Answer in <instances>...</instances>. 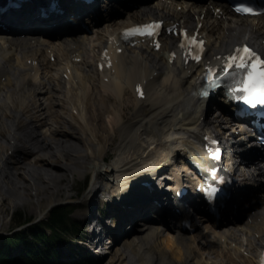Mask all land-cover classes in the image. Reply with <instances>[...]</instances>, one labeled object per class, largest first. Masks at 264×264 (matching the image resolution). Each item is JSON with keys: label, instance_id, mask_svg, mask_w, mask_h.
I'll return each mask as SVG.
<instances>
[{"label": "bare ground", "instance_id": "6f19581e", "mask_svg": "<svg viewBox=\"0 0 264 264\" xmlns=\"http://www.w3.org/2000/svg\"><path fill=\"white\" fill-rule=\"evenodd\" d=\"M38 1L40 0H34V3L30 2L29 4H24L23 10L18 12L22 15L11 13L7 16H1L3 21H12L15 24V28L10 32L0 28V53L4 54V57L7 59L6 63L9 66L8 70L13 69V66L16 67L13 72H8L5 69L2 72L3 74H0V77H6L4 83L0 82V160L2 161L0 162V202H3L2 205L14 203L15 198L29 201L32 198L31 193L34 190L37 195L34 201L37 210H41L45 205L48 206L63 200L61 197L63 192H71V189H66L64 186L62 187L60 185L63 183V180H65L67 173L71 172L72 174L76 173L83 175V170H86L89 164L93 163L94 166L97 167L102 161L105 162L108 160L106 147L100 142L103 136L101 131L105 133V130L110 128V124L114 123V126L120 127L119 131L122 132L120 136L122 143L118 149V152L122 150V154L119 155L113 162L111 169L108 170L110 174L117 177L116 188L113 192L109 191L110 186L107 183L98 185L96 181L91 190L86 194L84 201L90 202L91 205L89 207L92 208L93 202L99 200L100 192L114 193L120 191L123 202L132 208L127 212L120 210L117 215L111 214L113 220L118 219L120 226H125L127 224L132 225V229L130 228L131 231L128 233L126 231L127 227L120 228L121 232L135 234L133 237H125L123 239L122 245L124 248L116 250V257L120 260H124L127 256L125 248H129L137 253L139 255V260L143 262L145 258L141 250L144 249L145 251L151 252V248L154 247L155 253L151 255L150 262L144 264H174L173 260L177 263L181 262L182 264H188V262L191 261L193 262L192 264H207V262L203 260L209 258L212 253L213 256L215 254L217 255L214 264H237V261L230 258L228 255L232 253L231 244L233 242H235L234 245L236 246L238 243L242 244V242H239L238 239H233L230 235V223H226L224 220L218 221L217 219L208 222L209 229L206 234L207 237H205L204 240L201 239L200 235H188L178 232L174 224L167 219L154 218L156 217V213L160 214L158 213L161 211L160 208H163L153 203L157 194L148 193L146 190H140L137 187L138 182L141 184L146 177L145 175L148 173L147 171H149L145 170L144 164L147 162V159L149 160V158L153 157V152L148 153L147 156L145 155L147 152L145 148L146 143L138 138L141 134L147 136L148 142L150 145L152 144L151 146L155 144V148L163 151L164 159L158 164L166 160L172 167L177 164L178 159L180 160L182 167L181 169H172L171 178L169 177V179H172L173 174H179L181 177V174L188 172L189 169L188 158L187 156H183V153H181L182 151L178 149V145L185 143L197 148L195 143L190 139H183L181 141L178 137L179 135H189V137L201 140V138L204 137V132H208L207 128L210 124L215 125V127H221L222 125L227 127L230 125V117L226 114L224 116L219 115L215 117L214 121L207 116L206 120L202 121V117L206 116L207 111L205 106H201L196 96L193 95V91L197 88L196 84L199 78V71L195 72L190 77L187 76L186 72H178L174 75L168 73L164 74L162 72V76L155 78L149 84V96L147 100L138 101L132 93V88L134 89L135 83L140 79L141 73L149 71L152 73L154 68L163 69L166 65V58L161 52L150 53L140 48L136 49L134 53L132 52V55L124 54L118 56L119 63L116 65V72L110 74V83H104L97 77L96 80L99 82L100 87L106 89L105 93L101 91L98 84L94 83L91 77L93 76L92 74H85L82 69L75 67V69H71L72 73L70 75V81L72 83L71 91L74 90V92L70 97H66L67 100H64V103L69 104L64 105L61 102L56 103V97L53 94L56 88L50 85L53 80L51 75L44 76L43 78L46 77V81L40 84L43 89H46L45 93L47 94V102L40 103L36 100L37 94L34 95L37 91L34 93L32 92L33 87H39V84L36 83L37 77L30 73L34 68L27 67L28 64L26 62L29 59H33L35 55L28 57L24 62L25 56L22 51L26 48L34 47L32 40L38 43L37 46L40 44L43 46L56 44L51 38L56 34L55 29L57 26L55 25L58 20L56 16L53 15L50 20H44L42 21L43 23L38 26L43 30L41 34H37L36 30L31 33V28L27 27L28 24L31 23V20L41 21L35 9V4ZM215 1L216 0H211L212 3H215ZM62 4L69 14L75 13V10L77 14H80L81 9L85 11V8L81 4L77 8L70 6L64 1H62ZM177 5H181L182 10L178 11L176 8L164 6L162 2L149 5L143 4L145 8L136 9V11L130 13L128 22L118 25L114 33L110 31V26H106L104 29L105 34L99 36V39L102 41L101 44L106 36L116 34L118 30L122 29L120 28L122 26L127 27L131 22L139 21L141 16H145L143 18L149 19L153 17H163L172 19L178 23H183L186 20L188 25L192 23L196 25V27L200 23H203L201 32L206 34L208 38H215V42L209 46V52L215 54L214 56L222 53L224 49L236 45L243 39L250 37H253V39L264 38L260 31H253L252 24H250L246 18L230 19L227 15L218 17L220 15L217 14L213 17L206 16L202 19V14L206 9L205 3L197 6H189L188 4L186 5L184 1H177L175 6ZM92 10V12L96 11L94 8H92ZM61 18L59 19L61 24L59 28L68 27V24L65 26L66 19H63L61 23ZM82 18L83 15H80L79 17L77 16L76 19L81 21ZM96 20L97 18L95 17V21ZM210 21H212V23L208 26V22ZM90 23H92V21ZM101 23L99 22L95 25L89 24V28L80 25H77L78 28H68V30L76 31L77 34L66 36L63 40V45L66 47H63V49H65L67 55V67L71 66L73 57L77 58V56H80L77 55L78 52L84 53L85 55L84 47L89 41L88 30H91L94 35L103 33V29L100 27ZM110 25H113V23ZM22 32H25L24 37H21ZM27 34L32 35L27 36ZM12 35L15 36L12 37ZM171 41L174 42L175 39L172 38ZM167 44L170 45L169 42H167ZM72 45H76V47L71 48ZM103 46H105V44ZM86 65L91 66L92 64L87 61ZM172 71L174 72L175 70L173 69ZM94 73L96 76L99 75V73ZM58 84H60L59 80ZM26 86L30 87L26 88ZM14 87L21 88L20 92L18 91L17 93ZM106 91L110 92L106 93ZM128 94L131 95L132 101L136 106L132 118L133 121L130 123H127L128 121H123V119H125L124 110L129 108V104H127L128 101L125 97ZM18 96L20 97L19 100H17ZM222 101L223 100H221V102ZM56 104L64 107L66 111H69V109L72 111L73 108H76L78 114L72 112V115H70L71 119H68V112H65V116L60 111L52 109ZM116 105L119 106L118 109L115 107ZM215 106H218V103L213 105V107ZM110 109L113 112L111 116L109 115L112 119H108L110 121L109 124L108 120L107 123H105V114ZM225 109L226 108H219L221 112ZM26 115H31L29 118L30 120L28 122H23V117ZM19 116L22 118V121L19 124H14V121H16ZM51 118L55 119L54 122L56 127L50 126L54 129H51L48 133L36 130L38 129V124L40 127L48 125V121ZM36 121L41 123L36 125ZM96 122L99 123L97 126L100 127L96 128ZM106 124L107 126H105ZM26 125H29L27 133H30V137L28 138L21 132V129L27 128ZM241 127H243V125ZM111 129L113 130V128ZM112 132H114V130ZM242 134L243 133L240 132L238 134L239 141L234 142V144L237 145L236 147L242 145L243 139L240 137ZM230 135L232 136L233 133H230ZM234 137L237 138V136ZM2 138H6L10 146L8 145L7 147L6 141H4V143L1 141ZM11 140L17 143L16 156L12 158L11 161L2 160L1 153L5 150L8 151L12 149L13 144H11ZM104 141L108 142L106 138ZM133 148H135L134 157L129 159L123 156L125 150ZM251 164L252 163L246 164L248 169L251 168ZM166 167L168 166L166 165L164 168ZM87 170L91 171V168ZM92 171L96 177L97 173L95 172V168H93ZM145 172L147 173L145 174ZM154 174V178L157 182H155V185L157 188H161L164 179H161V176L157 175L155 172ZM99 176L100 174L98 177ZM34 180L35 183H33ZM10 184L22 190L24 193L21 194L20 192H16V188L13 189ZM5 187H7V189ZM72 188H74V186ZM152 191L153 190L150 188L149 192ZM237 197V194L234 195V198ZM244 203L247 204L248 202ZM3 209L4 208H0V211H2L0 213H3ZM250 209H254L256 214H250L249 210L247 211V216L251 217L254 222H258V219L263 215L262 200ZM151 213L155 215H151ZM243 214L244 213H242L238 219H242L244 216ZM136 219H140L141 222L138 223ZM218 223H220V225H217ZM138 224L142 225V227H136ZM112 226H114L113 221ZM164 232H166V237L160 240L159 238ZM109 233H111V230H109ZM117 237H119V235L111 241L110 236V241H99L100 244L98 243V245L110 244L109 246H113L114 244L112 242L116 241ZM88 239L90 240L91 238ZM198 239L201 240L197 243L196 241ZM204 242L211 245L210 248H206L208 251L205 258L200 254L198 248L200 244L207 247ZM215 245H221V250H223V252L214 251L213 247H215ZM261 247H264V244H261ZM166 250L170 251L165 254ZM248 250L250 252H256L254 246H249ZM252 264H255V261H253Z\"/></svg>", "mask_w": 264, "mask_h": 264}, {"label": "rangeland", "instance_id": "374dc122", "mask_svg": "<svg viewBox=\"0 0 264 264\" xmlns=\"http://www.w3.org/2000/svg\"><path fill=\"white\" fill-rule=\"evenodd\" d=\"M59 68H61V64L55 66V68L51 72L54 75L59 76L60 74L57 71ZM27 87H30V86H26V88ZM14 90L18 93V91L20 92L21 88L14 87ZM9 91H12V90H9ZM16 95H18V94H16ZM58 97L61 100V102L64 101V95H63V93H58ZM19 98L20 97L18 96L17 100H19ZM126 98H128V96H126ZM127 104H129V108L130 109L127 108V109L124 110V112H125V114H124L125 117L124 118L125 119H123V121L124 122L125 121H128L127 123H130V122L133 121L132 118H133V114L135 113V110L136 109L133 110V106L129 103V101H128ZM133 105H134V103H133ZM115 107L117 109L119 108L118 105H116ZM134 107L136 108L135 105H134ZM128 110H129V112H128ZM65 112L67 113V111H65ZM65 112L63 113L64 115L66 114ZM112 112L113 111L110 109L105 114L106 115V117H105L106 118L105 119V123H107V120H108L107 117H109V119H111L110 116L112 115ZM69 113H70V109H69ZM69 113L67 114L68 117H70L69 116ZM212 121H214V120H212ZM97 124L99 125V123H97V122L95 123L96 128L97 127H100V126H97ZM38 126H40V125H38ZM50 126L51 127L54 126V128H55L56 127V124L55 125H53V124L52 125H47L44 128H40L39 130L42 131V132L48 133L49 132V129L51 128ZM105 126H107V124ZM109 127L110 128H107L106 127L107 130H105V133L103 131H101L103 133L102 134L103 136L101 137L102 140H100V142L106 147V153L108 152L107 153V159L108 160L105 161V162H108V163H103V161H102V163H99L98 164V168L96 170H97L98 173L101 172V174H100L99 177H98V175H96V178L98 177L97 178V184L98 185H102V184L104 185L105 183H107L109 186L112 185L111 184V180L113 178L112 176H114V175L113 174H110L108 172V170L111 169V166H112L113 162L119 157V155L122 154V152H121L122 150L120 152H118V149H119V147L121 146V143H122V140H121V137H120L122 132L119 131L120 127L114 126V123H112L111 126H109ZM111 128H113L114 132H112L113 130ZM121 128H122V126H121ZM232 131L233 130H231V128H230V130L228 132L231 133ZM118 132H119V134H118ZM117 134H118V136H117ZM23 135H24V132H23ZM226 135H229V134H226ZM105 138H106V140H108V142L107 141L106 142L104 141ZM116 138H118V139H116ZM138 138H140L141 141H143V142L146 143L145 148L147 150L152 147L151 146L152 144L150 145V143L148 142V138H147V136L145 134H141V136H139ZM1 141L3 143H4V141H6V144H7V147H8L9 142H7L8 140H6V138H2ZM235 141L238 142L239 139L237 138V140H235ZM134 151H135V148H133V149H127V150H125V152H123V154H124L123 156L124 157L126 156L127 158L130 159V158L134 157ZM1 154H2V157H3V156H5L7 154V151L5 150ZM161 154H162L161 152L158 153V157L156 158V162L154 164H158L161 160L164 159V156H163L164 154H162V155ZM152 155H154V152L152 153ZM152 158L153 157L149 158V160L147 159V162L144 164V167L145 168H147V165L149 163H151V161H153V160H151ZM176 160H177V158H176ZM92 167H94V164L93 163L89 164V166H88L87 169L92 168ZM179 167H180V165H179ZM87 169L86 170H83V173L84 174L90 171V170L88 171ZM171 171H172V169H171ZM0 172H1V170H0ZM169 173H170L169 171H163L161 175L168 176ZM73 176H75V181L74 182L71 181L73 179ZM83 177H84L83 175H79V174H76V173H74V174H72L71 172L67 173L65 180H63V183H61L60 185L62 187L64 186L66 189H71V192L64 191L63 192V195L61 196L63 200L57 201V202H55V203H53L51 205H48V206L45 205L44 207L41 208V210H37L35 208V205H34V201L37 198V195H36V191L35 190L32 191V193H31V197L32 198L29 201H23V200H19V199H16L15 198V202L14 203H11L10 205H2L3 202L1 201L0 202V208L1 209L4 208V209H3V213H0V248H2L4 240H6L9 236H13L15 232L18 233V232L22 231L24 233L25 230H27L29 228L30 229L31 228L32 229H35L37 226H39V224H37V223H40L41 221L46 220L47 217L50 214V211L54 207L60 206L61 204L62 205H65V206H68V208L74 210L73 214L71 215V223L73 224V226L70 227L71 231H75L77 228L83 227V225H84V223H83L84 212L81 210V208L77 209L76 208L77 206H73V204H71V203L78 204V203L82 202L84 200L85 194L88 193L91 190L92 186H93V185H91L87 191L85 190L86 192L85 191H82V188H83L84 183L82 184L81 181H82ZM170 178H171V176H170ZM116 179H117V177H116ZM161 179H163L162 176H161ZM33 183H35V180H34ZM162 183L164 184V181ZM10 186H12L13 189L16 188L12 184H10ZM71 186L72 187L74 186V188H72ZM5 188L7 189V187H5ZM115 188H116V184L113 185V186H110L109 191H112ZM6 189H4V190H6ZM15 190H16V192H20L21 194L24 193L22 190H19L18 188H16ZM7 195H9V194H7ZM69 196H72V197H69ZM94 205H95V203H94ZM80 206L81 207H86V205H85L84 202L81 203ZM0 212H2V211H0ZM17 220H18V222H17ZM28 221H30V222L27 223V225H24V226L20 225L21 223L28 222ZM131 229L130 230H126L127 233L129 231H131ZM32 231H35V230H32ZM122 232H120V234ZM127 233H124L123 232L122 233V238L117 237L116 241L112 242L114 245L113 246H110V249L109 248L106 249L108 253H106L99 260H95V256L89 255L88 252H87V250L84 249V248H82L81 245H78L76 242H72L71 243V242H69V240H67L66 242L63 243L64 248L61 247V249L59 251V255L57 257V260L58 259H61V262H63L62 264H77L78 260H80L81 258L84 257V259H85L84 261L87 264H125V263H128V264H144V263H149L150 262L149 260H150L151 255H153L154 252H155L154 251V248H151V252L150 251H147V250L145 251L144 249L141 250L142 251V254L144 255V258H145V260L143 262L141 260H139V255L137 253L133 252L129 248H125L126 249L127 256L125 257L124 260H120V259H118L116 257V253H115L116 250L119 249V248L120 249L124 248V246L122 245L123 239L125 237H133L135 235L134 233H132V234H127ZM162 237H163V235H162ZM118 240H119V242H118ZM204 244H206L205 246H207L205 248H208V247L210 248L211 247V245L207 244L206 242H204ZM201 246L204 247L203 245H201ZM216 247H217V245H215V247H213L214 251H218V252H221V253L223 252V250H221V248L218 249ZM12 252H13V255L14 256H19L21 254L20 246L19 247L13 246L12 247ZM201 254L205 258V256L207 255V251H203L202 250L201 251ZM235 255L240 259L241 254H239V255L235 254ZM216 256H217L216 254L213 256V253H212L211 256H209V258L204 259V260L208 264H214L215 261H216L215 260L216 259ZM228 256L230 258H233L234 260H236L237 261L236 263L239 264L238 263L239 260L234 257L233 253H229ZM173 263L174 264H181V263L175 262L174 260H173ZM188 264H192V262H188ZM249 264H252V262L249 263Z\"/></svg>", "mask_w": 264, "mask_h": 264}, {"label": "snow or ice", "instance_id": "6c2138e0", "mask_svg": "<svg viewBox=\"0 0 264 264\" xmlns=\"http://www.w3.org/2000/svg\"><path fill=\"white\" fill-rule=\"evenodd\" d=\"M235 11L240 13H256L257 9L252 7L249 2H237L233 0ZM162 21H152L148 24L135 25L131 28L124 30L125 38L135 37L137 35L141 36H155L162 25ZM184 40L181 42V46L186 49L187 54L190 53L192 57L199 61L201 59V52L203 51L204 41L197 38V36H190L188 30H183ZM157 47H159V42L157 41ZM173 57L176 55L173 52ZM111 63V61H109ZM235 69L236 71H232ZM243 72L246 75V80L239 85L243 89V94L237 96V99L246 101L248 105H256L257 103H264V54L254 50L248 44L243 46H237V48L230 53L226 58V64L220 67L219 72L214 75L213 69L209 66L207 79L209 83L214 86L219 83V76H237ZM140 94L143 95V90L137 85ZM201 96L209 95L207 91H201ZM240 113L242 114L240 118H247L249 115H255L249 111V109L244 106H240ZM258 119H264V110H261ZM211 154L215 157L218 156V150H209ZM208 195L210 198L215 199L216 197H223L226 195L224 191L218 187H213L208 190Z\"/></svg>", "mask_w": 264, "mask_h": 264}, {"label": "trees", "instance_id": "16d2710c", "mask_svg": "<svg viewBox=\"0 0 264 264\" xmlns=\"http://www.w3.org/2000/svg\"><path fill=\"white\" fill-rule=\"evenodd\" d=\"M68 213L70 212L64 207L54 208L51 211L48 223H45L47 226H43L41 229H35L29 235L28 233L18 232L14 236H9L4 240L2 248H0V264H53L44 261L45 258L43 257L44 254L41 253V249L42 247L50 249L61 242L66 234L64 226L68 218ZM29 222H23L20 225ZM46 228L51 229L50 235L44 231ZM34 242L36 246H34ZM13 246H22V253L19 257L12 256ZM47 259L53 261L52 258Z\"/></svg>", "mask_w": 264, "mask_h": 264}]
</instances>
